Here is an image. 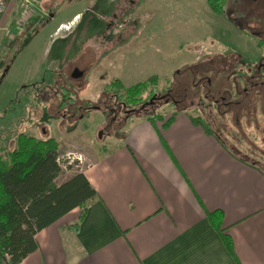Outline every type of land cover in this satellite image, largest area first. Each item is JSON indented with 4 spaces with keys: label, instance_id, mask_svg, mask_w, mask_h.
<instances>
[{
    "label": "crops",
    "instance_id": "0c3cea01",
    "mask_svg": "<svg viewBox=\"0 0 264 264\" xmlns=\"http://www.w3.org/2000/svg\"><path fill=\"white\" fill-rule=\"evenodd\" d=\"M13 11L14 2L0 25H9ZM195 116L137 114L104 152L84 148L80 170L97 197L81 219L75 208L39 231L37 249L18 264H264V171ZM66 124L64 117L52 126L59 153L61 142L86 146L85 116L71 129ZM214 212L221 217L210 218Z\"/></svg>",
    "mask_w": 264,
    "mask_h": 264
},
{
    "label": "rangeland",
    "instance_id": "374dc122",
    "mask_svg": "<svg viewBox=\"0 0 264 264\" xmlns=\"http://www.w3.org/2000/svg\"><path fill=\"white\" fill-rule=\"evenodd\" d=\"M30 1L35 3V11L25 9L24 0L8 2L6 8L14 2L11 20L7 26L0 25L3 38L0 46V143L4 139L7 141L5 146H0V154L4 158L14 146L18 133L39 139L56 137L58 131L52 128L55 120L61 124L66 116V126L71 129L84 115L88 136L81 134L82 129L77 135H82L80 140L86 146L68 147L61 142L60 152L62 155L81 154L84 157L81 169L87 162L84 148L93 149L94 145L96 150L104 152L110 148L111 139L125 130L124 126L137 114H150L158 119L168 118L179 109L199 114L190 109V99L194 95L192 63L206 54L222 53L224 46L217 40H229L218 30V26L225 23L210 9L207 0ZM23 9L26 11L22 16ZM114 15L119 16L115 18ZM115 24L120 26L115 27ZM230 30L232 40L239 42L238 32ZM23 40L26 42L22 47L32 42L24 48L1 86L11 66L5 69V65L15 45ZM46 45L48 49L44 50ZM76 68L83 75L73 76ZM153 76L156 80L142 92L137 105L148 100L152 90L159 95L168 93L169 101L159 100L140 113L126 117L116 105L115 93H104L107 87L122 98L123 89L112 85L113 82L119 81L124 88ZM26 87L33 89L30 96L25 95ZM175 100L180 103L176 105ZM70 101L72 106H68ZM94 105L100 109H80ZM207 126L213 128L231 150L241 152L239 156L249 153L245 158L261 165L264 171V158L254 153L256 146L264 149V145L251 127L243 128L256 145L247 143L249 139H240L234 129L230 133L215 125ZM78 170L66 172L58 181Z\"/></svg>",
    "mask_w": 264,
    "mask_h": 264
},
{
    "label": "trees",
    "instance_id": "16d2710c",
    "mask_svg": "<svg viewBox=\"0 0 264 264\" xmlns=\"http://www.w3.org/2000/svg\"><path fill=\"white\" fill-rule=\"evenodd\" d=\"M207 2L216 12L222 8V0ZM26 40L16 44L17 47L15 45L5 69L9 68ZM155 80L153 76L124 88L119 81L112 85L123 89L122 98L117 95V99L135 110L142 92ZM153 92L155 90L150 96ZM140 111L138 108L134 112ZM190 119L197 124L202 123L198 118ZM59 154L58 142L54 138L39 139L25 133H18L6 158L0 154V264L20 263L37 249L36 235L39 231L75 208H78V218L81 219L88 202L97 197V192L81 170L58 181L66 173L57 162ZM209 217L219 219L221 214L214 212ZM73 227L76 229L77 224ZM224 241L232 250L230 239L225 236Z\"/></svg>",
    "mask_w": 264,
    "mask_h": 264
},
{
    "label": "flooded vegetation",
    "instance_id": "af4514ba",
    "mask_svg": "<svg viewBox=\"0 0 264 264\" xmlns=\"http://www.w3.org/2000/svg\"><path fill=\"white\" fill-rule=\"evenodd\" d=\"M221 5L219 12L209 7L225 23L222 27L218 26V30L229 40H217L224 46L222 53L206 54L192 63L194 78L191 86L194 95L190 99V109L199 112L194 118L203 124L215 125L230 133L234 129L242 140L249 139L243 127H251L256 138L264 145V0H222ZM118 16L114 15L115 18ZM230 29L238 32L241 37L239 42L232 40ZM79 75H83V72L76 68L73 76ZM108 91L115 93L116 98L119 95L106 87L104 93ZM162 99L169 101V94L153 92L137 109L143 111ZM67 103L72 106L71 101ZM175 103L180 102L175 100ZM116 105L126 117L136 111L118 99ZM85 108L89 109V106L80 109ZM92 108L100 109V106L94 105ZM247 143L256 145L251 140ZM236 153L239 155L241 152ZM254 153L264 158L263 148L256 146ZM243 155L249 157L250 154L244 152ZM255 164L261 168V165Z\"/></svg>",
    "mask_w": 264,
    "mask_h": 264
},
{
    "label": "built area",
    "instance_id": "2783aa9c",
    "mask_svg": "<svg viewBox=\"0 0 264 264\" xmlns=\"http://www.w3.org/2000/svg\"><path fill=\"white\" fill-rule=\"evenodd\" d=\"M12 0H0V14L4 12V9L6 8V5L8 2ZM26 3L23 4L25 9H28V11H35V3L30 0H24ZM26 10H22L21 15L25 13ZM57 162L63 172H68L71 170H74V168L81 167V164L84 162V157L81 154H72V153H66L64 155L59 154L57 157Z\"/></svg>",
    "mask_w": 264,
    "mask_h": 264
}]
</instances>
